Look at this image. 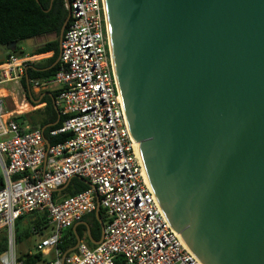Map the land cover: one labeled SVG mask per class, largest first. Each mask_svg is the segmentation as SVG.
I'll return each mask as SVG.
<instances>
[{"label":"water","instance_id":"obj_1","mask_svg":"<svg viewBox=\"0 0 264 264\" xmlns=\"http://www.w3.org/2000/svg\"><path fill=\"white\" fill-rule=\"evenodd\" d=\"M104 5L129 132L164 218L201 264H264V0ZM79 224L101 243L102 224L98 241Z\"/></svg>","mask_w":264,"mask_h":264},{"label":"built area","instance_id":"obj_2","mask_svg":"<svg viewBox=\"0 0 264 264\" xmlns=\"http://www.w3.org/2000/svg\"><path fill=\"white\" fill-rule=\"evenodd\" d=\"M64 1L70 19L60 68L53 78L31 84L39 91L53 90L54 105L68 116L49 137H71L47 147L43 133L19 127L4 113L0 99V231L9 241L0 264H15L13 225L38 209L45 210L52 229L36 247L42 255L53 254L46 264H201L164 218L130 135L110 54L104 0ZM25 63L10 56L0 67V85L21 79ZM72 178L92 188L53 202V191ZM96 199L105 217L101 243L90 249L80 242L62 258L64 232L95 211Z\"/></svg>","mask_w":264,"mask_h":264},{"label":"trees","instance_id":"obj_3","mask_svg":"<svg viewBox=\"0 0 264 264\" xmlns=\"http://www.w3.org/2000/svg\"><path fill=\"white\" fill-rule=\"evenodd\" d=\"M67 11L65 8L64 0H0V49H6L8 52L7 58L0 62L4 64L8 58H23L25 55L20 50V44L28 40L54 35L58 38L60 28L66 19ZM11 49L8 50L7 48ZM53 52L54 55L45 60L35 63H25L23 69V76L21 78V85L25 91L26 99L33 107L38 105L34 104L42 94L36 98L33 96L32 84L33 80L51 79L58 72L60 63H56L58 57V41L54 40L46 43L34 50L30 57ZM52 98L44 95L39 101L40 104H45L43 109H36L31 113L21 115L13 118L17 125L23 128L28 125L31 130H45L42 132L45 140L51 146L67 141L71 135L62 134L54 138L49 137L48 133L51 130L59 128L62 123L68 118L60 113L58 119L54 109V100L56 93H53ZM34 104V105H33ZM59 112L61 110L57 108ZM55 124L53 126H49ZM18 177H14L13 180ZM3 187V179L0 177V189ZM84 180L72 178L67 187L61 192L52 193V201L59 202L62 199L72 197L76 194L89 190ZM86 221L88 225L93 224L94 229H90L91 238L93 241H98L100 238V224L104 226L105 217L104 211L99 210L98 216L95 211L85 216L82 221ZM27 221L31 227V232H42L47 228V213L43 209H38L30 214L22 215L15 221ZM14 226V225H13ZM86 229L84 226L76 228L75 232L72 228L66 230L63 234L61 245L59 249L65 253L68 249L75 245V236L78 235L83 241L87 242L89 247H93L91 242L84 238ZM30 233H24L27 237ZM7 251V236L4 230L0 231V256ZM42 260L41 253L26 254L16 259V264H39Z\"/></svg>","mask_w":264,"mask_h":264},{"label":"rangeland","instance_id":"obj_4","mask_svg":"<svg viewBox=\"0 0 264 264\" xmlns=\"http://www.w3.org/2000/svg\"><path fill=\"white\" fill-rule=\"evenodd\" d=\"M29 43H31L30 40L22 42L19 47L24 49L25 52H28ZM20 81L21 79L14 82H6L0 85V99L3 101L4 113L11 114L12 118L15 116L17 117L22 113H31V111L37 109V106L33 107L30 103H28L25 91ZM32 93L36 98L39 96V93L34 89L32 90ZM2 176L3 174L0 169V177ZM51 231L52 229L49 225L42 232H31V227L27 221H19L14 224L12 235V253L15 261L26 254L32 255L38 253L36 249L37 245L43 239L51 235ZM27 232L30 234L25 237L24 233ZM83 243L89 247L85 239L83 240ZM51 260L52 256H42V260L39 264H46Z\"/></svg>","mask_w":264,"mask_h":264},{"label":"crops","instance_id":"obj_5","mask_svg":"<svg viewBox=\"0 0 264 264\" xmlns=\"http://www.w3.org/2000/svg\"><path fill=\"white\" fill-rule=\"evenodd\" d=\"M54 40H57L58 41V38H56L54 35H49V36H46V37H42V38H37V39H34V40H30L31 41V43H29V48H28V52H25V50L24 49H22V48H20V50H21V52L25 55L23 58H17V60H18V62L20 61V62H29V63H35V62H40V61H45V60H47V59H49V58H51L53 55H54V53L53 52H48V53H45V54H41V55H36V56H32V57H30L29 55H31V53H33L34 52V50L35 49H37L38 47H40V46H42V45H45L46 43H48V42H51V41H54ZM9 54H8V52L6 51V49H0V62H3L6 58H7V56H8ZM33 60V61H32ZM55 64H56V61H55ZM0 67H1V65H0ZM34 89V88H33ZM34 90H36L39 94H42L40 97H39V99L37 100V101H34V104H36V105H38L36 108L37 109H43L44 108V106H45V104H40L39 105V101L42 99V97L44 96V95H46L47 97H50V98H52V94L54 93V91L53 90H47V91H39V90H37V89H34ZM33 104V105H34ZM34 110H36V109H34ZM33 110V111H34ZM32 112V111H31ZM28 113H30V112H28ZM28 113H22L21 115H25V114H28ZM7 115H11V114H7ZM20 114H19V116H21ZM19 116H17V117H19ZM13 118H16V116L15 117H13ZM24 127H29L28 125H25ZM87 225H88V223H86ZM84 226V225H83ZM88 227H89V225H88ZM73 228V227H72ZM90 229V228H89ZM75 230H76V228H75ZM75 232V231H74ZM84 238H87V236H86V233H85V237ZM82 243H83V241H81ZM11 246H12V243H11ZM92 246L93 247H95V245H93L92 244ZM93 247H88V248H93ZM69 250V249H68ZM67 250V251H68ZM9 251V241H8V239H7V251L6 252H8ZM5 252V253H6ZM4 253V254H5ZM66 253V252H65ZM3 254V255H4ZM42 256H52V259H53V254L52 253H49V254H47V255H42ZM15 264H16V261H15Z\"/></svg>","mask_w":264,"mask_h":264},{"label":"flooded vegetation","instance_id":"obj_6","mask_svg":"<svg viewBox=\"0 0 264 264\" xmlns=\"http://www.w3.org/2000/svg\"><path fill=\"white\" fill-rule=\"evenodd\" d=\"M79 223H87V222L83 220V221H81V222H79ZM79 226H83V224H79V225H77L76 228L79 227ZM89 228H90V229H94V225H93V224L89 225ZM100 231H101V229H100Z\"/></svg>","mask_w":264,"mask_h":264},{"label":"bare ground","instance_id":"obj_7","mask_svg":"<svg viewBox=\"0 0 264 264\" xmlns=\"http://www.w3.org/2000/svg\"><path fill=\"white\" fill-rule=\"evenodd\" d=\"M21 109V108H20Z\"/></svg>","mask_w":264,"mask_h":264}]
</instances>
